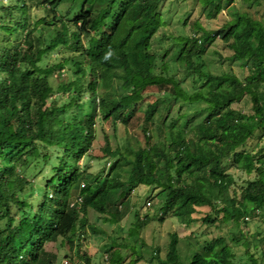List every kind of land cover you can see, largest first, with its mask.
Wrapping results in <instances>:
<instances>
[{"label": "trees", "instance_id": "obj_1", "mask_svg": "<svg viewBox=\"0 0 264 264\" xmlns=\"http://www.w3.org/2000/svg\"><path fill=\"white\" fill-rule=\"evenodd\" d=\"M62 1L0 0V221L5 219L0 264H57V253L48 248L56 242L91 264L83 240L86 231H99L87 212L120 223L137 185L163 189L159 220L170 214L189 224L199 206L209 208L203 223L218 221L224 228L238 229L240 222L257 217L264 209V148L256 149L258 131L264 130V89L258 90L264 87V23L234 10L211 28L214 15L235 0H197L207 24L194 22L191 35L172 37L176 52L157 58L150 39L162 25L160 0H83L56 18ZM83 37H88L85 46ZM215 38L230 50L228 60L243 61L248 74L242 80L208 70L204 52ZM55 52L61 58L45 64ZM168 59L190 79L188 88L183 77L169 74ZM49 76L60 81L55 90ZM150 87L159 95L148 100L143 94ZM245 96L248 114L232 106ZM171 101L202 104L196 110L202 115L191 123L194 113L180 114L163 125L158 118ZM99 108L104 118L125 125L140 112L144 144L126 155L106 141L103 156L113 162L106 171L89 174L78 161L91 155ZM252 141L256 151L248 147ZM48 148L54 151L50 155ZM30 163L43 178L48 165L42 188L30 181L35 176L27 173ZM230 170L255 178L236 189ZM136 219L128 233L134 238L135 230L148 223L145 217ZM255 233L254 240L245 236L240 243L248 264H259L249 249L259 251L264 225ZM228 237L205 240L201 251L186 255L178 249L176 234L168 232L165 257L154 250L152 259L158 264H237L231 248L240 239ZM110 245L106 263L121 264L123 244Z\"/></svg>", "mask_w": 264, "mask_h": 264}, {"label": "rangeland", "instance_id": "obj_2", "mask_svg": "<svg viewBox=\"0 0 264 264\" xmlns=\"http://www.w3.org/2000/svg\"><path fill=\"white\" fill-rule=\"evenodd\" d=\"M262 3L254 6L250 2H244L242 0H235L229 7L222 9L217 12L213 19L209 21V26L215 28L221 23L225 22L230 18V12L239 11L249 14L252 18L260 20L264 23V0H260ZM83 0H63L55 9L56 18H60L59 14H64L74 6H79ZM86 5H84L85 7ZM87 7V6H86ZM99 4L94 3V8H98ZM158 13L162 21V25L157 29L154 35L150 39V52H154V56L159 58L161 53L166 51L165 56L169 57L172 53L176 52L173 50V38L175 36L191 35L194 30V22H198L201 26L207 24L205 17V10L201 3L197 0H160L158 5ZM88 37H83V45L87 43ZM61 54L52 53L49 57L44 60L45 64H52L61 58ZM230 56V50L223 45L219 39H214L207 47L204 52L205 62L210 72L219 74L222 71L231 72L242 80L247 76V69L243 67V61H231L228 60ZM54 58L56 61H54ZM169 74L180 79L183 77V86L188 88L190 85V79L183 75V70L177 65L175 61L169 60ZM48 81L51 85L52 90H55L60 84L55 76H49ZM201 83V82H198ZM264 89L261 85L258 86V90ZM191 92V91H190ZM149 99H153L159 95L158 90L155 87L146 89L143 94ZM54 96V95H53ZM202 106V104H194L187 106V104H178L177 102L171 101L170 104L164 111V116L158 118L159 122L166 125L173 117L184 114L191 116L193 113L194 122L196 119L201 117V113H196V110ZM233 107L239 109L242 113H250V102L248 96H245L238 104H233ZM86 109V107H85ZM104 112L101 108L97 109L94 125V140L88 153L91 155L83 156L78 161L79 166L83 168L89 174H98L102 171H106L109 168V164L113 160L108 156H103V147L106 141L108 142L111 150L118 149L126 155L130 151L144 144V138L139 126L142 114L137 112L133 118L129 119L127 125L113 121L111 118H104ZM182 122L181 118H178ZM191 120V119H189ZM260 134L259 145L256 149L264 148V130L258 131ZM151 140L156 138L155 131L153 135L149 132ZM255 141L248 144L251 150L256 151L254 148ZM53 149H47L48 154H52ZM92 156V157H91ZM53 156L50 158V160ZM50 160L48 162H50ZM108 163V165H107ZM28 172H35V176L32 180V185L35 189L42 188L45 183V179H48V165L43 167L45 178L41 173L36 171L33 163L28 164ZM237 182L236 189L241 186H245L247 180H253L255 174L244 175L240 172L229 171ZM134 191L127 197L128 207L126 209V215L120 223L110 224L103 222L102 215H96L91 211L87 212V220L89 223L95 224L98 231L96 233L87 231L89 238L87 239V246H85L86 257H88L91 264H108L107 260L109 256L110 243L123 244L119 247L122 254L121 264H158L157 260H153L154 250L158 251V257L163 259L167 251V244L169 241L168 232H174L178 239V249L181 254H188L190 250L195 249L197 251L202 250L203 242L210 240L217 236H224L228 241L230 238L240 239L238 245L232 247V253L237 256V264H248L245 259L247 257L243 255V247L240 245L243 237L246 236L249 240H254L256 236L257 228L263 227L264 222V209L257 217L252 220L248 217L246 225L240 222L238 229L231 227H222L218 221L212 224H206L202 222V218L207 214L209 208L207 206H199L196 208L195 213H192L191 217L194 219L193 222L186 224L181 223L176 217L170 214L161 215V220L158 219L160 216L159 207L162 206L163 200V189L156 186L137 185L134 186ZM235 189V191H236ZM239 191L237 192V194ZM145 201V203H144ZM150 202L148 207L147 204ZM258 214V213H257ZM104 216V215H103ZM147 218L148 223L139 228L136 232L135 238L128 235L129 230H134V225L138 218L139 220ZM5 219L0 221V229L4 227ZM234 234V235H231ZM235 236V237H234ZM260 238V236H259ZM234 245V244H232ZM259 251L249 249L251 254H254L259 264H264V243L258 245ZM51 250H55L57 253V264L64 263L66 254L70 256L68 264H84L85 261L81 255H77L76 252L71 249V252L67 248L56 242L54 245L48 246ZM65 254V256H63ZM261 258V259H260ZM137 259V260H135Z\"/></svg>", "mask_w": 264, "mask_h": 264}, {"label": "clouds", "instance_id": "obj_3", "mask_svg": "<svg viewBox=\"0 0 264 264\" xmlns=\"http://www.w3.org/2000/svg\"><path fill=\"white\" fill-rule=\"evenodd\" d=\"M110 56H111V52H109L108 55L104 57V59L107 60ZM107 165H108V163H107ZM144 203H145V201H144ZM148 206H149V202H148V204H147L146 207H148ZM127 207H128V206H127ZM119 208H120V206H119ZM86 232H87V231H86ZM88 238H89V235L87 234L86 239L83 240V243H84V245H86V246H87L86 242H87V239H88ZM63 256H65V254H64ZM63 260H64V263H61V264H68L69 259H67L66 256H65V258H64ZM90 260H91V259H90ZM82 264H83V263H82ZM84 264H85V263H84Z\"/></svg>", "mask_w": 264, "mask_h": 264}]
</instances>
